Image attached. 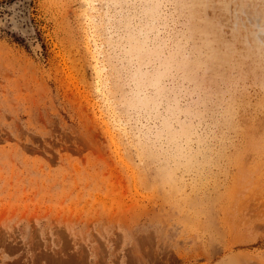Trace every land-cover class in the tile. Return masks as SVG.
<instances>
[{"label":"rangeland","instance_id":"rangeland-1","mask_svg":"<svg viewBox=\"0 0 264 264\" xmlns=\"http://www.w3.org/2000/svg\"><path fill=\"white\" fill-rule=\"evenodd\" d=\"M90 1L0 0V264H264V0Z\"/></svg>","mask_w":264,"mask_h":264},{"label":"water","instance_id":"water-1","mask_svg":"<svg viewBox=\"0 0 264 264\" xmlns=\"http://www.w3.org/2000/svg\"><path fill=\"white\" fill-rule=\"evenodd\" d=\"M22 3H19V4H15V5H12L11 7H10V9H9V15L11 16V12L14 10V14L16 15L15 17H20V15L17 13V12H20L21 14H22ZM9 20H10V24L14 27V28H17L18 30H20V31H22V32H25V31H23V26L19 23V20H15V18H14V20L12 21L10 18H9ZM15 21L17 22V23H15Z\"/></svg>","mask_w":264,"mask_h":264},{"label":"bare ground","instance_id":"bare-ground-1","mask_svg":"<svg viewBox=\"0 0 264 264\" xmlns=\"http://www.w3.org/2000/svg\"><path fill=\"white\" fill-rule=\"evenodd\" d=\"M26 1V0H25ZM85 2V1H84ZM86 2H87V5H88V7H89V9H91V10H94L93 9V7H92V4H91V1L90 0H86ZM86 8H87V6H86ZM90 10V11H91ZM91 13V12H90ZM87 14V13H86ZM85 15V14H84ZM87 15H89V14H87ZM14 17V16H13ZM90 19H91V17H90ZM92 23V22H91ZM136 28V27H135ZM26 30H28L27 28H25V29H23V31H26ZM90 37V36H89ZM87 46V45H86ZM95 53V52H94ZM91 55H92V53H90ZM95 55V54H94ZM95 57H96V55H95ZM95 57L94 56H92V59L94 60L95 59ZM97 61H98V59H97ZM94 62V61H93ZM93 64V63H92ZM99 67V66H98ZM93 70H94V73H95V75H96V77H99V71H98V68H97V65L96 64H94V68H93ZM98 87V86H97ZM111 112V111H110Z\"/></svg>","mask_w":264,"mask_h":264}]
</instances>
